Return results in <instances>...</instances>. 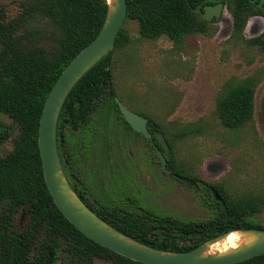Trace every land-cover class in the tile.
<instances>
[{"label": "trees", "instance_id": "obj_1", "mask_svg": "<svg viewBox=\"0 0 264 264\" xmlns=\"http://www.w3.org/2000/svg\"><path fill=\"white\" fill-rule=\"evenodd\" d=\"M3 1L0 0V114L11 124L0 127V264H43L50 254L52 262L64 257L69 264H92L96 259L112 264H140L91 241L63 217L45 185L38 149L45 100L64 68L100 32L107 0H15L16 13L12 15ZM201 1L127 0L125 21L137 23L141 39L154 41L165 36L178 49L187 37L209 33L210 23L194 11ZM224 4L232 18L231 39L264 53V29L257 37H244L251 18L264 20V9L251 0H226ZM129 43V34L122 28L114 50L77 82L62 106L56 138L67 177L68 168L71 172L76 168L77 150L94 138V131L98 135L102 127H110L107 119L114 111L123 121L114 100L120 99V94L114 86L113 54ZM263 80L264 71L259 70L222 85L215 98L214 114L224 130L237 132L252 124L255 91ZM102 116L105 119L95 125ZM142 116L149 120V131L163 134L170 148L164 171L175 181L176 176H182L204 186L211 193L207 205L211 215L185 220L129 212L106 204L95 209L83 201L95 215L141 244L176 253L191 251L232 230H264L254 220L256 214L264 212V192H239L220 183H205L188 174L189 166L176 159L179 143L205 132L202 123L172 129L167 124L160 126L147 113ZM15 128L19 133L11 140V149L5 150ZM68 131L81 135L77 148ZM154 143L157 145L155 140ZM16 216L25 217L20 231L16 230ZM236 264H264V255Z\"/></svg>", "mask_w": 264, "mask_h": 264}, {"label": "rangeland", "instance_id": "obj_2", "mask_svg": "<svg viewBox=\"0 0 264 264\" xmlns=\"http://www.w3.org/2000/svg\"><path fill=\"white\" fill-rule=\"evenodd\" d=\"M3 5L9 14L16 13L15 0H4ZM123 28L130 43L113 54L114 86L122 104L141 116L147 113L160 126L167 124L172 129L202 123V135L185 139L176 147L175 157L189 166L188 174L239 192H264V80L255 91L251 125L229 132L214 114L216 95L227 80L245 79L264 71V53L231 39L232 18L227 8L219 20L208 25V34L189 36L178 49L165 36L154 41L141 39L134 21H125ZM263 29V18L253 17L244 37H257ZM101 119L105 117L97 118L95 125ZM107 120L110 127L105 144L110 142L111 158L106 162L103 143L102 151L94 152L97 179L108 183L111 194L106 205L185 220L211 215L207 207L211 193L204 186L197 183L195 192V188L175 181L162 169L150 146L146 148L140 137L126 134L115 111ZM10 124L0 114V127ZM18 133L15 128L5 150L11 149V140ZM67 134L72 145L81 144L80 134ZM24 218L16 216L17 231L25 226ZM254 220L264 226V212L256 214ZM52 264L69 263L61 257ZM93 264L112 263L96 259Z\"/></svg>", "mask_w": 264, "mask_h": 264}, {"label": "water", "instance_id": "obj_3", "mask_svg": "<svg viewBox=\"0 0 264 264\" xmlns=\"http://www.w3.org/2000/svg\"><path fill=\"white\" fill-rule=\"evenodd\" d=\"M216 2L215 6L204 9L206 22L213 18L219 20L224 11L225 0H205ZM258 2V7L264 0ZM200 7H197L198 12ZM127 14V0H107V13L102 28L95 39L82 49L64 68L49 92L39 120L38 149L41 159L43 178L47 190L63 217L81 234L124 258L140 264H236L254 257L264 255V230H232L206 240L188 252H166L148 247L120 233L97 215H95L78 197L71 187L61 165L57 147V122L62 106L77 82L100 60L114 50L120 30L123 28ZM115 103L125 122L133 131L146 139L154 138L160 147L156 154L163 170L166 169L165 155L170 148L165 136L148 131L147 119L127 109L115 97ZM177 181L197 188L198 184L186 177L176 176ZM239 236V244L225 252L212 251L215 245L222 243L230 235ZM50 254L43 264H52Z\"/></svg>", "mask_w": 264, "mask_h": 264}, {"label": "flooded vegetation", "instance_id": "obj_4", "mask_svg": "<svg viewBox=\"0 0 264 264\" xmlns=\"http://www.w3.org/2000/svg\"><path fill=\"white\" fill-rule=\"evenodd\" d=\"M256 3L258 6V2H256ZM216 4H217L216 2H206L205 0H202L199 4L196 5V8L194 9V11L196 13H198L201 16V18L203 19L205 7L215 6ZM224 6L226 7L225 4H224ZM197 7H200V10L198 12L196 11ZM259 8L264 9V4ZM214 21H217V20H215V18H213L208 23H211ZM141 117H143V116H141ZM148 122H149V120L147 119V128L149 131ZM122 123L124 125V130L128 136L140 137L143 141V145L146 148L148 146H150L151 149L153 150L156 158H158L156 151H157V149L160 150V147L158 146V144L155 145V143H154L155 139L154 138L146 139L142 136V134L133 131L132 128L125 122L124 118H123ZM108 129L109 128L105 129L104 127H102L101 132H99L98 135H97V130L94 131L93 132L94 138L92 137V140H86L87 143L82 144V148L80 147V149L77 150L78 151V160H77V163L75 165L76 168L74 170H72V172L69 171V168H68V172H67L68 177L66 176L71 187L76 192V194L82 198V201H84L86 203V205H90L91 207H93L95 209H102V204L109 202L110 196H111V194L108 193V187H107L108 183L106 182V185H105L104 182H101V183L99 182L100 178L97 179V176H96V173H97L96 160H97V158L95 156V153L98 152V154H99V152L102 151V148L100 146L103 143L104 149H105L104 154L106 156L105 157L106 162H107L108 158L109 159L111 158V157H109V155H110L109 154L110 142L108 145L105 144L106 138H109ZM155 132H157V131L153 130L150 133L153 135V133H155ZM76 148H77V145H76ZM69 151L71 154L73 153L71 150L68 149V152ZM101 181H102V179H101ZM110 191L113 192L112 190H110Z\"/></svg>", "mask_w": 264, "mask_h": 264}, {"label": "bare ground", "instance_id": "obj_5", "mask_svg": "<svg viewBox=\"0 0 264 264\" xmlns=\"http://www.w3.org/2000/svg\"><path fill=\"white\" fill-rule=\"evenodd\" d=\"M239 244V236L236 234L230 235L222 243L215 245L212 251L225 252L231 248H235Z\"/></svg>", "mask_w": 264, "mask_h": 264}]
</instances>
